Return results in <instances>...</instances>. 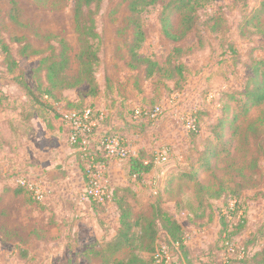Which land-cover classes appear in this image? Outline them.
Listing matches in <instances>:
<instances>
[{
	"label": "rangeland",
	"instance_id": "rangeland-1",
	"mask_svg": "<svg viewBox=\"0 0 264 264\" xmlns=\"http://www.w3.org/2000/svg\"><path fill=\"white\" fill-rule=\"evenodd\" d=\"M16 1L22 28L1 18L7 4L0 0V264H86L82 259L86 250L95 243L104 246L112 242L117 234L114 205L96 209L84 197L81 176L69 174L79 165L67 133L59 124L58 115L68 109L67 102H72V109L91 104L103 118L95 121L91 146L97 145L100 133L120 128L132 153L143 148L154 156L168 148L167 161L155 165L140 180L124 176L121 185L106 183L109 189L129 188L128 201L136 215L149 211L150 205L160 199L162 207L175 216L185 230L188 252L185 256L181 251L170 250L162 234L158 245L167 264H238L239 260L249 264V257L264 247V180L258 188L243 192L241 202L248 227L234 245L241 248L246 241L249 243L237 257L241 259H237L232 257L235 253L229 251L232 255H226L221 244L213 243L216 222L206 228V217L195 216L191 179L177 176L194 172L199 163L202 142L198 139L192 147L187 138L191 113L198 109L216 112L208 106L212 98L227 89L242 87L249 77V60L264 58V0H219L199 11L196 29L180 44L186 50L180 61L185 66V78L183 89L177 93L173 92V81L162 72L145 78L143 68L129 67L127 45L132 32L126 27V4L122 0H103L95 17L100 36L96 70L99 96L90 102L83 100L77 90L65 91L58 104L44 97L45 85L39 86L38 75L33 73L38 57L20 56L13 37L27 36L35 48L42 49L44 44L34 34L51 33L65 40L73 57L79 50L73 26V0L56 10L37 7L31 0ZM169 1L160 0L143 15L145 40L139 50L141 57L164 68L175 46L163 36L159 23V13ZM213 13L217 14L219 33H210L202 25L206 16ZM171 20L178 28V19L174 16ZM2 44L8 46L16 60L12 73L6 69ZM75 69L73 64L71 70ZM16 76H22L30 93L17 85ZM140 106H158L159 112L152 121L135 118L133 109ZM263 111L264 103L241 118L240 124L257 119ZM204 130L205 127L202 134ZM115 162L109 166L120 163ZM243 163V157L233 149L229 156H218L214 172L228 187L233 186L230 176H237L233 169ZM260 167L264 175V148ZM115 171V178L122 177L121 165H116ZM106 177L107 174L104 183ZM18 179L36 184L42 192L41 200L37 202L34 197L35 201L27 206L12 200L4 188L18 185ZM197 179L211 190L217 187L207 172L197 174ZM220 202L210 201L217 209L222 206ZM143 256L149 259L146 254ZM123 257L116 255L118 259Z\"/></svg>",
	"mask_w": 264,
	"mask_h": 264
},
{
	"label": "trees",
	"instance_id": "trees-1",
	"mask_svg": "<svg viewBox=\"0 0 264 264\" xmlns=\"http://www.w3.org/2000/svg\"><path fill=\"white\" fill-rule=\"evenodd\" d=\"M68 1L31 0L37 7L52 10L66 7ZM217 1L219 0H171L162 7L159 13L161 32L166 39L175 44L166 60L167 67L164 68L150 58L141 57L139 54L145 40L143 15L149 8L157 5L160 0H122L126 4L128 12L125 20L126 27L132 32L127 45L129 67L132 70L143 68L145 78H151L162 72L169 80L173 81V92L181 91L184 86L185 66L180 61L186 56V50L180 44L188 34L196 29L199 11L212 6ZM102 2L103 0H73V26L79 46L78 52L73 57H71L70 48L65 40L57 35L51 33L34 34L44 44L42 49L35 48L32 45V40L27 36L13 37V41L19 45L18 53L20 56L38 57L33 73L38 75L39 86L45 85L43 93L46 99L58 104L63 92L74 90L78 91L83 100L90 102L99 96L100 87L96 78V70L100 61V36L96 29L95 17ZM6 4L7 9L1 18L4 17L17 28L24 27L20 21V7L17 1L6 0ZM174 16L178 19V28H175L172 23L171 18ZM217 19V14H208L202 25L210 33H219ZM2 49L6 69L12 73L17 67L16 60L6 44H2ZM73 64L76 66L75 71L71 70ZM248 69L250 71L249 77L242 87L238 90L227 89L220 92L217 98H212L208 106L216 109V112L210 111L211 113H209L208 109V111L198 109L191 113V127L187 130V138L192 147L197 145L198 139L202 142V148L199 151V163L195 165L194 172L177 176L190 177L196 204L195 216L199 219L205 216L207 223L205 227L207 228L212 226L217 215L218 229L213 243L221 244L226 255H232L229 254V251L235 253L232 257L236 258L241 257V252L247 248L249 243L246 241L244 247L241 248L234 245V241L244 235L248 227L246 212L241 202L243 192L246 188L251 190L258 188L264 180L260 167L264 148V130L262 129L264 111L257 119L251 120L245 125L240 124L241 118H246L253 108L264 103V58H251ZM16 83L26 93H30L22 76H16ZM67 107L68 109L65 111L82 112L85 108L94 109L91 104L72 109V102H67ZM156 107L158 106H140L133 109V114L135 115V112L139 111V118L150 120L149 115ZM96 113V115L99 114ZM59 116L60 113L58 118ZM206 120L209 122L204 124ZM106 121L107 118L104 122L106 123ZM204 127V134H202ZM122 130L109 128L106 132L100 133L99 136L105 140L109 136L117 135L126 141V144L127 140L122 136ZM70 147L74 151L83 181L87 186L86 165L89 163L90 151H78V142L70 144ZM233 149H237L243 157L244 163L241 167L233 169L237 176L234 178L230 176V179H234V184L228 187L215 174L214 161L220 155L229 156ZM94 161L106 160L97 151ZM121 162L124 175L135 180H140L143 175L149 174L155 167V157L143 148H139L134 155ZM106 163L109 166L111 161H106ZM201 172L209 173L211 178L216 181L215 190H211L198 181L197 174ZM236 178H238L239 183L236 182ZM172 180L173 178L170 179V181ZM9 187L12 188H4V190L7 191L6 193H10L12 200L22 202L21 205L27 206L36 199L27 186L14 185ZM110 192L112 204L118 215L117 234L112 242L106 243L104 246H97L95 243L92 249L86 250L82 258L86 264L95 261L97 264H167L166 256L161 254V248L158 245V240L162 234L166 246L170 250L181 251L185 256L187 255L185 230L180 226L175 216L162 207L160 199L155 200L150 205L149 211L136 215L128 201L131 193L129 188L114 187L110 188ZM211 200L218 202L222 200V203L220 202L221 208H213L210 203ZM91 202L96 209L104 210L107 207V205ZM262 235L264 236V229ZM140 253L141 255H139ZM117 254H122L124 257L118 259L116 258ZM145 254L149 256L148 260L144 259L143 255ZM156 255H159L157 259L155 258ZM249 260V264H264V247L249 257ZM239 261L238 264H246L245 261ZM225 264L228 263L225 262Z\"/></svg>",
	"mask_w": 264,
	"mask_h": 264
},
{
	"label": "built area",
	"instance_id": "built-area-1",
	"mask_svg": "<svg viewBox=\"0 0 264 264\" xmlns=\"http://www.w3.org/2000/svg\"><path fill=\"white\" fill-rule=\"evenodd\" d=\"M159 112V107H156L149 115L150 120H153ZM95 110L85 108L82 112L79 111H63L59 116V124L67 133L69 144L78 142V151H90L89 163L86 165V177L88 184L85 186L84 197L86 200H91L102 205L112 204V195L105 181V175L108 172L106 161H122L129 156L134 155L127 146L126 141L119 136H109L105 140L97 139V145L91 146L94 141L95 121L103 118L98 115ZM135 118H139V111L135 112ZM191 127V121L187 122V130ZM99 152L104 160L95 162L96 152ZM169 155L168 148H163L158 151L155 157V165L164 164ZM17 184L27 186L37 200H41L42 192L36 184L28 183L23 179H18ZM159 255H156L157 259Z\"/></svg>",
	"mask_w": 264,
	"mask_h": 264
},
{
	"label": "crops",
	"instance_id": "crops-1",
	"mask_svg": "<svg viewBox=\"0 0 264 264\" xmlns=\"http://www.w3.org/2000/svg\"><path fill=\"white\" fill-rule=\"evenodd\" d=\"M89 101V100H88ZM118 162H120L119 164H116V163H118ZM115 164L118 166V165H121V170H122V177H118V178H115V173H116V171H115V168H116V165H114L113 163H112V165H114V166H109V168H108V172H107V177H106V183L108 184V185H112V186H114V185H121V184H123V182H124V171H123V168H122V162L121 161H117V162H115ZM69 174H72V175H74V176H77V178H79V175L81 176L80 177V186H81V189H83V191L85 190V183H84V181H83V178H82V175H81V172H80V170L79 169H77V168H72L71 169V171H70V173ZM215 222H216V231H217V229H218V217H217V215H216V217H215V219H214V224H215Z\"/></svg>",
	"mask_w": 264,
	"mask_h": 264
}]
</instances>
